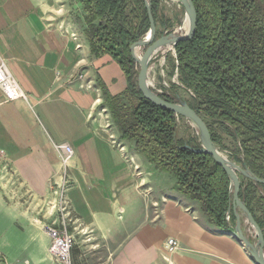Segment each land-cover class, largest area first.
Here are the masks:
<instances>
[{"label": "crops", "instance_id": "crops-1", "mask_svg": "<svg viewBox=\"0 0 264 264\" xmlns=\"http://www.w3.org/2000/svg\"><path fill=\"white\" fill-rule=\"evenodd\" d=\"M83 1L0 0V60L28 95L8 100L0 88V150L10 171L8 197L0 191L3 264H62L44 229L53 218L50 186L63 172L54 142L74 148L72 226L102 238L107 264H256L232 230L211 224L177 190L173 175L120 138L99 81L117 94L127 79L110 55L92 53ZM169 238L179 242L172 253Z\"/></svg>", "mask_w": 264, "mask_h": 264}, {"label": "trees", "instance_id": "trees-1", "mask_svg": "<svg viewBox=\"0 0 264 264\" xmlns=\"http://www.w3.org/2000/svg\"><path fill=\"white\" fill-rule=\"evenodd\" d=\"M151 1L156 26L162 27L165 16L158 12V0ZM193 2L195 33L176 44V56H167L169 64L166 57L168 73L174 76L177 70L178 83L171 81L160 95L178 101L184 99L180 90L187 92L184 100L204 118L214 143L264 179V0ZM83 5L92 53L110 55L127 79L126 88L117 94L99 81L120 137L133 142L157 169L173 175L177 190L198 202L211 224L232 230L236 216L229 174L211 154L199 151L198 134L179 137L182 116L146 98L139 89V64L131 46L150 29L145 0H84ZM160 35L157 31L156 38ZM240 178V198L264 233V183Z\"/></svg>", "mask_w": 264, "mask_h": 264}, {"label": "water", "instance_id": "water-1", "mask_svg": "<svg viewBox=\"0 0 264 264\" xmlns=\"http://www.w3.org/2000/svg\"><path fill=\"white\" fill-rule=\"evenodd\" d=\"M178 1L184 7L188 18L187 30L165 31L156 38L157 26L152 12V4L150 0H145L150 18V29L144 37L131 46L132 55L139 64L138 86L146 98L159 105L170 108L177 115L188 119L196 128L197 134L199 135L201 142L199 151L211 154L227 171L232 183V205L236 216L235 226L232 231L240 242L243 243L245 249L256 264H264V233L244 200L240 198V175L261 183H264V179L254 175L247 167H243L234 162L219 149L212 139L209 127L204 118L186 100L168 101L150 85V69L152 63L157 60L159 51L167 45L175 48L178 42L191 38L195 33L197 10L193 0ZM137 47L143 48L142 54L138 55L136 52ZM246 225H249L254 231L255 240L248 234Z\"/></svg>", "mask_w": 264, "mask_h": 264}, {"label": "built area", "instance_id": "built-area-1", "mask_svg": "<svg viewBox=\"0 0 264 264\" xmlns=\"http://www.w3.org/2000/svg\"><path fill=\"white\" fill-rule=\"evenodd\" d=\"M169 52H172V55L176 56V49L172 47L167 51L159 52L157 55V60L159 59V55L160 57L163 56V63L166 64L165 59ZM152 64H154V62ZM177 76L178 73L176 70L175 77L177 78ZM176 82L178 83V81ZM150 85L152 84L150 83ZM82 87L90 89L92 88V84L86 82ZM151 87L153 88V86ZM166 87H169V82L164 81V84H161L159 87L153 89L161 94L164 92ZM0 88H2L8 100H15L19 98L28 99V95L21 88L17 79L12 74L8 65L3 59L0 60ZM112 141L114 145L120 148L122 147L121 142L116 138H114ZM53 146L59 154L63 172L59 180H53L51 183L50 190L52 195L53 218L44 224V229L50 237V255L62 264H72V250L76 244V237L70 227L72 221L73 223L75 222V219L73 220L71 216L73 215L72 205L68 197V190L71 188L73 182L69 175L68 168L70 161L74 156V148L66 142H54ZM3 154L4 151L0 150L1 158H3ZM178 246L179 242L177 239L169 238L167 240L168 252L172 253L176 251Z\"/></svg>", "mask_w": 264, "mask_h": 264}, {"label": "rangeland", "instance_id": "rangeland-1", "mask_svg": "<svg viewBox=\"0 0 264 264\" xmlns=\"http://www.w3.org/2000/svg\"><path fill=\"white\" fill-rule=\"evenodd\" d=\"M151 1V0H150ZM152 4V1H151ZM157 7L159 14H163L166 19V23H163V26L158 24L157 31L161 32V34L165 31H174L177 30L179 27H183L185 21L187 19L186 12L184 7L181 5L180 2L177 0H158ZM139 54H142L143 48H139ZM172 52H169L167 56H170ZM166 56V57H167ZM163 56L152 64L150 70V83L152 84L153 88L159 87L161 84H164V81L171 82V81H178V77L176 78L175 75L168 73L167 63L169 64L171 61L170 57H167V63L164 64L162 60ZM166 61V59H165ZM172 68V67H170ZM139 70V66H138ZM170 74V76H169ZM170 86V84H169ZM168 88V87H166ZM165 90V89H164ZM180 94L182 98L187 99L188 94L184 90H180ZM113 123V122H112ZM114 125V123H113ZM114 127V126H112ZM178 135L181 138L188 139L191 136H197V130L193 126V124L186 118L182 117L181 119L178 118ZM121 138V137H120ZM116 139L121 142L122 139L116 136ZM225 144H230V139L225 137ZM220 149V148H219ZM225 155H227V151L224 149H220ZM3 159L0 157V191L1 193L8 197L7 195V185L6 181L10 178V171L6 168H3ZM52 202V198H51ZM73 220L74 215H71ZM73 224V221H72ZM71 224V230L75 232L76 237V244L74 250L72 251V264H107L109 258V252L106 250L104 244L101 241V237L95 236L90 231H83L79 229V231H75ZM246 228H249L250 236L253 237L255 240V233L250 228L249 225H246ZM0 264H3L1 257H0Z\"/></svg>", "mask_w": 264, "mask_h": 264}, {"label": "bare ground", "instance_id": "bare-ground-1", "mask_svg": "<svg viewBox=\"0 0 264 264\" xmlns=\"http://www.w3.org/2000/svg\"><path fill=\"white\" fill-rule=\"evenodd\" d=\"M187 26H188V18L186 19L184 26L183 27H179L177 30H179V31H185V30H187ZM170 48H172V46L167 45V46L163 47L162 50H160L159 52L167 51ZM162 60H163V58H162Z\"/></svg>", "mask_w": 264, "mask_h": 264}]
</instances>
